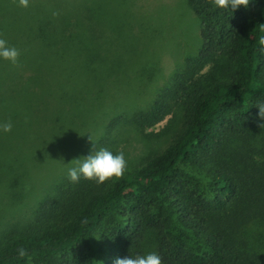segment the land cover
Here are the masks:
<instances>
[{"label": "trees", "instance_id": "1", "mask_svg": "<svg viewBox=\"0 0 264 264\" xmlns=\"http://www.w3.org/2000/svg\"><path fill=\"white\" fill-rule=\"evenodd\" d=\"M184 2L199 45L163 77L158 64L144 76L136 56L159 10L135 25L132 0H0V38L19 52L15 64L0 61V106L25 125L11 153L58 129L56 107L31 113L32 100L52 96L78 123L101 127L91 152L126 160L102 184L62 176L28 219L0 231V264H112L147 252L161 264H264V0L234 10Z\"/></svg>", "mask_w": 264, "mask_h": 264}, {"label": "rangeland", "instance_id": "2", "mask_svg": "<svg viewBox=\"0 0 264 264\" xmlns=\"http://www.w3.org/2000/svg\"><path fill=\"white\" fill-rule=\"evenodd\" d=\"M184 1L132 0L133 5H135V20H137L135 25L138 23V17L151 18V14L158 10L162 15V22L159 23L157 30L147 27L142 31L144 32L143 39H137L139 54L136 56L140 58L144 76H147L150 69L156 64L162 68L163 77L168 76L172 71L173 64L181 63L186 55L195 52L197 49L199 45V21L190 14ZM162 36L165 37V43L160 45L157 39ZM148 87L151 88L150 85ZM105 92L104 89L103 93ZM33 96L35 97V95ZM2 98L8 101V92H4ZM20 98L22 103L26 100L31 101V97L28 96ZM62 101V99H56L52 96H45L42 102L40 99L31 101V113L36 116L40 115L41 108L48 107L49 112L50 108L56 107V111L52 114L56 115L58 129H45L46 132L42 136L35 135L32 137L33 139L24 137V141L20 139L22 140L19 143L21 145L19 149L13 150V154L7 146L15 143H10L12 132L25 130V125L18 119L13 122L9 113L4 110L6 108L0 106V120L10 121L13 125L9 133L0 135V138L4 140L10 139L9 142L7 140L8 144H5V141L2 144L0 139V148L1 145L7 147L4 152L0 151V158L10 170L6 174L5 167L0 165V231L7 226L23 223L28 219L37 202L51 192L53 185L62 176L67 175L68 167L74 166L75 161L72 160L91 153L92 141L102 132L100 126H95V122L85 124L75 121L76 118L72 117L71 109L62 106ZM136 103L138 106L143 102L137 101ZM167 117L147 127L146 131L159 130ZM35 120L39 123V119H33L32 122ZM36 125H34V129L40 132L41 128ZM130 143L128 148L134 151V142ZM135 149L137 151V148ZM15 162L22 164L19 171L24 172V175H19L15 171L11 173V170L14 169L12 167L18 165Z\"/></svg>", "mask_w": 264, "mask_h": 264}, {"label": "clouds", "instance_id": "3", "mask_svg": "<svg viewBox=\"0 0 264 264\" xmlns=\"http://www.w3.org/2000/svg\"><path fill=\"white\" fill-rule=\"evenodd\" d=\"M249 0H212V4L220 9H236L238 6H247ZM17 4L21 8L29 6V0H17ZM55 16L56 12L53 11ZM259 36V46L264 51V29ZM19 55L18 49L8 45L7 41L0 38V61H7L15 64ZM258 114L264 118V104L257 105ZM12 123L6 120H0V135L9 133L12 130ZM74 166L67 168V178L70 182H77L79 179L92 180L97 184H102L107 180L119 177L126 168V160L122 153H113L112 151L99 148L92 151L89 155L73 159ZM20 257L25 256L23 248L17 249ZM112 264H161L160 256L155 252H147L144 254L127 255L123 258L117 257Z\"/></svg>", "mask_w": 264, "mask_h": 264}]
</instances>
